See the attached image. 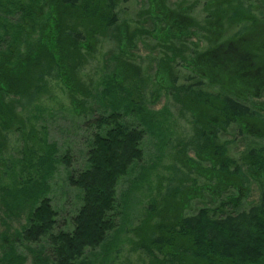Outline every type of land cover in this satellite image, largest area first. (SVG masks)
Returning <instances> with one entry per match:
<instances>
[{
	"label": "trees",
	"instance_id": "16d2710c",
	"mask_svg": "<svg viewBox=\"0 0 264 264\" xmlns=\"http://www.w3.org/2000/svg\"><path fill=\"white\" fill-rule=\"evenodd\" d=\"M59 1L61 6L79 11L81 22L88 26L93 22L92 25L105 29L116 23L117 16L111 14L117 7L116 0ZM256 1L206 0L203 6L206 18L200 26L191 24L195 22L183 10H171L167 0H162L165 29L162 40L173 38L184 42L194 35L206 44L203 52L191 44V57L181 60L191 70L187 80L192 83L175 86L169 69L163 68L174 61L173 52L171 57L162 58V82L164 89L176 94L174 98L180 102L181 109L191 113L194 126L191 144L213 148V152L199 157L210 167L202 174L206 182L198 189L199 193L192 196L182 193L180 186H170V182L182 183L186 177L174 167V175L162 194V209L151 202L143 219L132 227V234L141 238L139 252L148 264H264V43L253 32L259 25L252 15L257 11ZM5 5L0 0V106L5 97L12 95L14 110L16 107L24 110L46 93L47 79L65 75V69L64 66L61 69L54 54L40 57L33 64L25 54H14ZM258 11L262 12L259 6ZM231 27H238L235 36L224 40V30ZM62 37L66 42L58 57L65 51L72 52L74 59L65 64L78 70L83 65L81 51L86 50L90 34L85 30H67ZM255 49H259L257 56L253 54ZM11 57L17 61L13 65ZM73 85L71 89L76 91L72 93L79 94L80 90ZM207 87L212 90L204 91ZM110 90L115 91L113 87ZM120 93H124V98L116 95L112 102L130 111L139 110L130 93ZM114 108L117 104L95 122L96 134L87 153L86 166L67 177L68 185L79 194V207L67 217V222L59 219L46 197L47 181L55 172L51 159L55 147H45L47 151L42 156L28 160L35 165V175L17 195L18 204L23 203L29 210L18 235L21 244L35 247L33 251L40 258L38 264H90V260L97 258L90 254L102 248L110 232L123 222L122 226L134 224L139 201L136 193L130 190L122 207L117 187L141 163L144 132L122 125ZM5 110L0 109V131L6 132L9 123L15 126L17 122L12 111ZM230 127L237 128V135L256 137L261 143L236 159L229 158L217 142L219 135ZM3 145L4 141L0 140V147ZM254 187L258 190L257 201L239 210ZM3 193L6 194V188ZM203 194L215 199L216 204L204 205L190 216L183 214L190 202L195 198L202 200ZM5 251L7 264L10 258L19 257L12 247ZM18 259L23 263V259Z\"/></svg>",
	"mask_w": 264,
	"mask_h": 264
},
{
	"label": "rangeland",
	"instance_id": "374dc122",
	"mask_svg": "<svg viewBox=\"0 0 264 264\" xmlns=\"http://www.w3.org/2000/svg\"><path fill=\"white\" fill-rule=\"evenodd\" d=\"M1 1L6 3L5 18L11 30L14 54H25L32 64L40 57L54 54L61 69L64 66L65 75L61 73L48 78L46 93L28 109L16 107L14 110L12 95L5 97L0 106L6 113L12 111L17 122L15 126L9 123L6 132L0 131V140L4 141V147H0V264H7L5 250L9 247L16 250L23 263L18 258H10L8 264H38L37 259H40L33 251L35 247L21 244L18 235L25 226L29 210L23 203L18 204L17 195L24 183L35 175V165L28 160L42 156L47 151L45 147H55L51 157L55 172L47 181L46 197L59 219L67 222V217L79 207V194L68 185L67 177L86 166L87 153L96 134L95 122L105 117L115 104L117 108L113 110L120 114L122 125L144 132L141 163L124 176L117 187V198L122 207L128 192L134 190L139 200L137 216L133 225L122 226L123 222L107 235L102 248L90 254L92 258L97 255L90 264H148L147 258L139 252L141 238L132 234V227L143 219L151 202L161 205L162 209V194L174 175V167L186 177L182 183L170 182V186H180L182 193L192 196L199 193L198 189L206 182L202 174L210 168L199 157H207L213 152V148L203 149L199 143L191 144L194 129L191 113L181 109L174 92L164 89L162 58L174 53V61L163 68L169 69L175 86L187 85L192 83L187 80L191 70L181 60L191 57V44L199 48L198 52H203L206 44L194 35L184 42L173 38L162 40V0H116L117 7L111 13L117 16L116 23L105 29L92 25L93 22L89 26L81 22L80 12L61 6L59 0ZM205 2L167 0V7L183 10L195 22L191 24L201 26L206 18ZM256 8L252 15L259 25L253 32L264 43V0H257ZM237 29L226 28L222 38L230 40ZM67 30H85L90 34L88 45L84 47L86 50L81 51L83 65L78 70L65 64L74 59L72 52L63 50L58 57L66 42L62 33ZM190 32L194 33V30ZM162 42L167 44L164 46ZM162 46L173 50L165 51ZM258 52L259 49H255L253 54L257 56ZM15 62L16 59L11 65ZM72 83L80 90L79 94L72 93L76 91L71 89ZM112 87L114 92L110 90ZM208 89L212 90L207 87L204 91ZM121 91L132 95L130 98L139 110L130 111L118 102H112L113 96L124 98ZM119 102L124 103L120 99ZM235 130L238 131L230 127L219 135L217 142L233 159L261 143L256 137L237 135ZM203 195L202 200L193 199L183 214L190 216L204 205L216 204L215 199ZM257 198L258 190L254 187L239 210L246 209ZM178 214L181 215L180 210Z\"/></svg>",
	"mask_w": 264,
	"mask_h": 264
}]
</instances>
